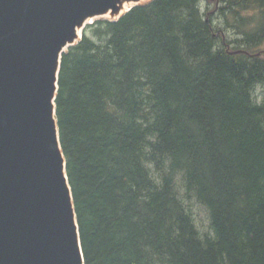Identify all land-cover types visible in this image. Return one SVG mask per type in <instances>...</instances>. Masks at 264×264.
Here are the masks:
<instances>
[{
    "label": "trees",
    "instance_id": "16d2710c",
    "mask_svg": "<svg viewBox=\"0 0 264 264\" xmlns=\"http://www.w3.org/2000/svg\"><path fill=\"white\" fill-rule=\"evenodd\" d=\"M263 45L264 0H150L62 54L85 264H264Z\"/></svg>",
    "mask_w": 264,
    "mask_h": 264
},
{
    "label": "water",
    "instance_id": "95a60500",
    "mask_svg": "<svg viewBox=\"0 0 264 264\" xmlns=\"http://www.w3.org/2000/svg\"><path fill=\"white\" fill-rule=\"evenodd\" d=\"M122 1L0 0V264H85L56 120L61 57Z\"/></svg>",
    "mask_w": 264,
    "mask_h": 264
},
{
    "label": "rangeland",
    "instance_id": "374dc122",
    "mask_svg": "<svg viewBox=\"0 0 264 264\" xmlns=\"http://www.w3.org/2000/svg\"><path fill=\"white\" fill-rule=\"evenodd\" d=\"M147 1H150V0L133 1L131 6L137 5V4H141V3H144V2H147ZM99 19H111V20H113V18L105 17L104 15L99 14V15H94V16H91V17L87 18L85 20L84 25H87V24L92 23L93 21H96V20H99ZM260 49L264 50V45ZM255 91H256L257 97L260 98L262 93H263V89H262L261 85H258L256 87ZM193 203H194V210L196 212V216H197V219H198L199 227L208 228L209 220H208V216H207L206 211L204 210V208H202L197 203H195V202H193Z\"/></svg>",
    "mask_w": 264,
    "mask_h": 264
},
{
    "label": "bare ground",
    "instance_id": "6f19581e",
    "mask_svg": "<svg viewBox=\"0 0 264 264\" xmlns=\"http://www.w3.org/2000/svg\"><path fill=\"white\" fill-rule=\"evenodd\" d=\"M132 2H133L132 0H123L120 3L121 10H122L120 14H122L123 12H125L126 9L132 5ZM101 15H104L105 17L114 18V16L112 15V13H110V11L108 13L101 14ZM81 32H82V27H80L78 29V37L80 36Z\"/></svg>",
    "mask_w": 264,
    "mask_h": 264
},
{
    "label": "flooded vegetation",
    "instance_id": "af4514ba",
    "mask_svg": "<svg viewBox=\"0 0 264 264\" xmlns=\"http://www.w3.org/2000/svg\"><path fill=\"white\" fill-rule=\"evenodd\" d=\"M263 51V50H262ZM258 54L260 55L261 53L260 52H258Z\"/></svg>",
    "mask_w": 264,
    "mask_h": 264
}]
</instances>
